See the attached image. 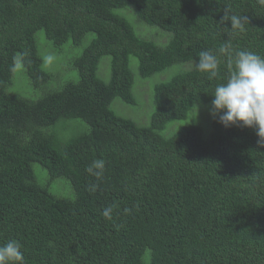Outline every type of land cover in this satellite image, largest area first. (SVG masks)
<instances>
[{"label":"trees","instance_id":"16d2710c","mask_svg":"<svg viewBox=\"0 0 264 264\" xmlns=\"http://www.w3.org/2000/svg\"><path fill=\"white\" fill-rule=\"evenodd\" d=\"M126 6L169 41L140 36L116 12ZM226 11L247 17L243 31L220 23ZM42 40L79 49L69 81L53 90ZM203 51L217 57L215 78L195 66ZM239 51L264 57L259 0H0V246L19 241L24 264H264V148L254 129L210 115ZM132 55L144 78L186 64L155 85L144 125L111 105L137 103ZM103 56L108 82L98 76ZM22 77L41 95L13 92ZM94 161L100 176L86 171ZM56 178L72 198L51 192Z\"/></svg>","mask_w":264,"mask_h":264},{"label":"rangeland","instance_id":"374dc122","mask_svg":"<svg viewBox=\"0 0 264 264\" xmlns=\"http://www.w3.org/2000/svg\"><path fill=\"white\" fill-rule=\"evenodd\" d=\"M130 9L127 13L126 11ZM116 12L120 15L125 16L130 23L134 26L136 32L145 38L153 39L159 44H165L169 41L171 37V33L161 29L158 26L148 24L138 19L136 10L133 6H126L124 8L116 9ZM87 43V42H86ZM41 51L44 54V64L43 67L52 72V75L48 87L49 90H53L58 88L61 84H63L66 80L69 81L71 72L68 70V66L71 63V60L75 53L79 51L78 48H74L71 44V41H68L66 44L62 46V50L55 49L48 43L47 40L41 41ZM51 57V59H49ZM130 68L134 74V87L133 93L136 96L137 103L135 105L125 103L121 98H115L112 102V108L114 110L126 117H130L134 119L139 124H148L151 118V114L154 111L155 102H154V88L155 85L162 82L167 81L172 78L176 73L183 71L186 64L173 65L168 67L162 71L154 73L150 77L144 78L141 76L139 71V60L136 56H130ZM111 57L103 56L99 63L98 68V76L103 78L104 81L108 82L111 77ZM75 75V74H74ZM77 77V75H75ZM74 77V79H76ZM73 78V77H72ZM15 93H19L23 96L33 98L41 95L42 91L37 90L32 87L29 78H20L17 82V86ZM75 120H71L74 122ZM192 121V116H189L188 119H182L171 123L169 130L166 128L163 130L165 135H171L175 129L180 128L186 122ZM76 124V123H74ZM87 126L86 124L79 125L76 128L82 129ZM72 127V126H71ZM74 128V127H72ZM170 132L171 130H173ZM33 170L36 174L37 179L44 184H48V172L40 163H33ZM49 189L54 194L60 196L61 198H72L73 197V189L70 182L64 178H56L49 185Z\"/></svg>","mask_w":264,"mask_h":264},{"label":"clouds","instance_id":"9594fccd","mask_svg":"<svg viewBox=\"0 0 264 264\" xmlns=\"http://www.w3.org/2000/svg\"><path fill=\"white\" fill-rule=\"evenodd\" d=\"M264 4V0H259ZM230 22L232 32L243 31L247 17L225 15L220 23ZM224 51V49H221ZM51 59V57H49ZM197 70L207 73L209 78L217 76L218 60L209 51L199 54L196 62ZM211 102L210 115L225 128L239 127L255 130L257 145L264 148V57L251 52L236 53L234 69L226 82L216 86ZM197 114V109H196ZM104 167L102 161H94L86 171L90 175L100 176ZM93 189L95 186H92ZM110 218V210L104 211ZM24 264L21 244L17 240H9L0 246V264Z\"/></svg>","mask_w":264,"mask_h":264}]
</instances>
